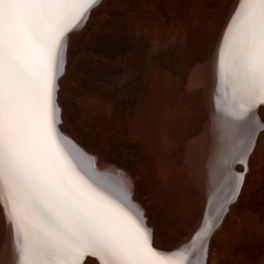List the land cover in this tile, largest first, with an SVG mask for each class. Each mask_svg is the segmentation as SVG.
<instances>
[{
    "label": "rangeland",
    "instance_id": "1",
    "mask_svg": "<svg viewBox=\"0 0 264 264\" xmlns=\"http://www.w3.org/2000/svg\"><path fill=\"white\" fill-rule=\"evenodd\" d=\"M235 2L102 0L67 41L57 92L60 128L99 166L131 175L132 198L142 204L160 249L189 237L199 220L202 205L186 158L208 110L189 77L215 50ZM5 235L0 211V253ZM263 256L264 133L206 264H259Z\"/></svg>",
    "mask_w": 264,
    "mask_h": 264
},
{
    "label": "snow or ice",
    "instance_id": "2",
    "mask_svg": "<svg viewBox=\"0 0 264 264\" xmlns=\"http://www.w3.org/2000/svg\"><path fill=\"white\" fill-rule=\"evenodd\" d=\"M100 3L0 0V211L10 224L13 264H84L88 256L100 264H205L212 225L198 249L158 250L127 195L82 175L61 145L57 92L67 34ZM219 58L231 95L215 120L232 145L234 198L257 130L264 131V0H238Z\"/></svg>",
    "mask_w": 264,
    "mask_h": 264
},
{
    "label": "bare ground",
    "instance_id": "3",
    "mask_svg": "<svg viewBox=\"0 0 264 264\" xmlns=\"http://www.w3.org/2000/svg\"><path fill=\"white\" fill-rule=\"evenodd\" d=\"M237 6L238 0H236V2L231 6L227 15L226 22L228 21L230 15L233 13V9ZM72 31L67 34V41ZM223 32L218 38L216 48L211 54L210 58L206 62L196 65L195 69L193 68L194 70L189 77L190 87L200 89L203 92V99L205 100V106L208 110V121L202 134L195 137L191 141L189 153L187 154L186 158L189 167L190 178L192 179L199 192V197L202 205L201 213L198 218L199 220L196 221L193 228L187 235L190 237H186L187 239L185 238V244L177 251L183 250L185 248H192L193 246L198 249L205 241V237L202 235V230L205 229L206 225H212L215 230L207 238V253L205 264L207 263L211 239L215 236L216 232L221 227V224L225 220L229 209L237 200L242 188L241 185L239 192L233 198V176L229 171L231 168H233V163L230 159L232 145L226 138H221L215 120V117L218 114L217 105H220V112L222 114V110L227 108L229 104V97L231 95V89L228 88V86L221 79L220 73L219 50L223 44ZM67 41L64 46V64ZM63 72L58 74V85L59 78L62 76ZM261 111L262 110L259 111V116L260 119L264 121L261 118ZM59 114L60 107H58L57 112V126L62 134L61 145L66 150L67 154L70 157L74 158L73 162L77 170L82 175L91 176L96 182L100 183L108 191L113 192L114 194H126L129 202V208L133 211L138 210L139 212L143 213V209L141 207L142 204H139L140 202L138 203L136 201L138 199L134 200V197L132 198V194L135 192H133V190L135 188L133 189L132 187L131 180L133 178H130L131 175L128 177V174L124 172L126 170L123 169V171L122 168L120 169L114 165L99 166L96 162L95 157L90 152H88L85 148L78 144L75 139L66 134L63 129L60 128L61 119L59 117ZM263 133L264 131H261L259 129L257 130V135L255 137V147L252 151V154L258 144V139L263 135ZM250 158L251 156L249 157V159ZM243 169V166L240 164H235L234 166V170L236 172L243 171ZM2 215L4 219L6 235L4 237V244L0 253V264H13L12 236L10 224L6 220L3 212ZM144 218L146 220L145 216ZM146 223L149 226L151 225L147 220ZM153 246L161 251L171 250L158 248L155 245L154 241ZM191 258V256L188 257L189 260ZM90 259H94L95 264H100L98 258L92 256L85 257L84 264H86ZM259 264H264V256Z\"/></svg>",
    "mask_w": 264,
    "mask_h": 264
},
{
    "label": "water",
    "instance_id": "4",
    "mask_svg": "<svg viewBox=\"0 0 264 264\" xmlns=\"http://www.w3.org/2000/svg\"><path fill=\"white\" fill-rule=\"evenodd\" d=\"M83 24V23H82ZM82 24H81V26H82ZM81 26H79V27H81ZM78 27V28H79ZM77 28V29H78ZM190 237V236H189ZM187 239V238H186ZM186 239H184V240H181V241H179L171 250H169V251H165V252H176L178 249H180L184 244H185V241H186Z\"/></svg>",
    "mask_w": 264,
    "mask_h": 264
}]
</instances>
